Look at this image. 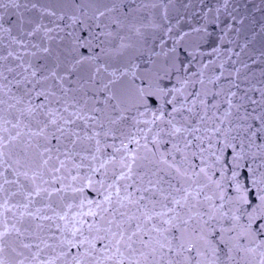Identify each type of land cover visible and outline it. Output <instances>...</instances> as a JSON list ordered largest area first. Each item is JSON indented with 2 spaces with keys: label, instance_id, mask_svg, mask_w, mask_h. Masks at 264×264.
<instances>
[{
  "label": "snow or ice",
  "instance_id": "6c2138e0",
  "mask_svg": "<svg viewBox=\"0 0 264 264\" xmlns=\"http://www.w3.org/2000/svg\"><path fill=\"white\" fill-rule=\"evenodd\" d=\"M0 264H264V0H0Z\"/></svg>",
  "mask_w": 264,
  "mask_h": 264
}]
</instances>
